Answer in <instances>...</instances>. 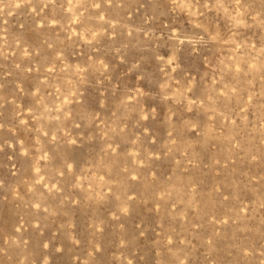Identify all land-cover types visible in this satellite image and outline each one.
<instances>
[{"label": "rangeland", "instance_id": "1", "mask_svg": "<svg viewBox=\"0 0 264 264\" xmlns=\"http://www.w3.org/2000/svg\"><path fill=\"white\" fill-rule=\"evenodd\" d=\"M0 264H264V0H0Z\"/></svg>", "mask_w": 264, "mask_h": 264}]
</instances>
